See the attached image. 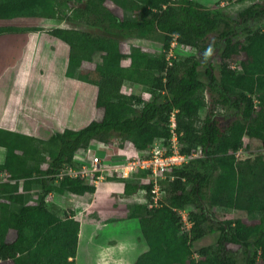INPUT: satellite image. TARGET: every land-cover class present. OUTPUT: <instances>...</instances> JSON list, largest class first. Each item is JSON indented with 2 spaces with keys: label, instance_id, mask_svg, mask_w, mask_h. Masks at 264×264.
<instances>
[{
  "label": "trees",
  "instance_id": "16d2710c",
  "mask_svg": "<svg viewBox=\"0 0 264 264\" xmlns=\"http://www.w3.org/2000/svg\"><path fill=\"white\" fill-rule=\"evenodd\" d=\"M106 1L0 0V20L45 17L67 31L61 36L69 46L65 75L95 85L102 112L77 128H53L46 137L0 127V146L7 149L0 173L27 177L24 191L18 180L0 183V264H76L81 222L47 196L84 195L98 187L81 177L55 175L66 165L80 167L76 154L93 145L119 142L120 152L129 142L149 154L157 138L170 135L173 111L182 150L201 154L168 174L158 205L151 206L146 171L130 178L106 173L108 182L122 183L125 194L144 189L148 195L128 206L127 216L139 219L149 246L133 264H264V152L236 156L246 136L264 144V1L247 6L238 19L199 0H111L123 8L120 17ZM15 29L1 26L0 33ZM154 36L161 42L158 52L136 43L129 51L121 48L124 41ZM174 38L175 56L168 58ZM214 51L222 59L219 76L210 63ZM236 55H242L240 69L225 61ZM85 61L95 67L85 68ZM128 82L145 86L152 98L123 91ZM210 105L213 114L201 124L200 112ZM217 113L225 114V122ZM34 173L37 178H28ZM31 185L42 190L33 204L24 193ZM211 206L245 210L257 219H219ZM179 209L189 213L188 230L182 229ZM216 231L214 244L195 247ZM228 243L240 246L242 262Z\"/></svg>",
  "mask_w": 264,
  "mask_h": 264
},
{
  "label": "rangeland",
  "instance_id": "374dc122",
  "mask_svg": "<svg viewBox=\"0 0 264 264\" xmlns=\"http://www.w3.org/2000/svg\"><path fill=\"white\" fill-rule=\"evenodd\" d=\"M204 4H208V6L212 8H219L222 9L224 12L228 13L229 16L233 17L234 19H238V13L244 10L247 6L255 3V2H263L264 0H200ZM106 4L120 17L125 15L124 10L121 6L117 5L111 0H107ZM12 22L9 20H1L0 27L5 26L9 27ZM17 26L15 29L16 31H20L21 28H26V21L20 20L16 22ZM45 32V48L43 59L44 65L47 67L46 72L47 76L45 77V91L41 97H39V105L36 104L35 95L33 93L25 92L22 94H16L13 99H9V102L6 104H0V108H2V116L0 114V124L6 126L12 130H23L37 137H46V134L52 131L53 128H57L58 130H63L64 128H77L94 118H100L102 116V112L96 108L95 101H96V94H97V87L95 85L73 79L64 75V69L66 66L67 58H68V51L65 53L64 49L68 46V44L64 41H61L64 35H67V31L64 30L61 26H49L44 27ZM9 30V29H8ZM156 34V33H155ZM60 48L57 47L59 46ZM132 43H136L141 45L143 48L148 49L149 51L158 52L161 49V42L156 39V37H150L145 39L135 38L130 41H124L121 44V48L124 51H129L130 46ZM57 50V51H56ZM56 53L52 55V52ZM179 51H182L179 49ZM194 51L198 55H201V51L195 49L190 50ZM211 59L210 63L213 65V74L219 76V65L222 62L218 52L214 51L210 54ZM61 57L66 58L61 59ZM242 59V55H236L231 58H227L225 61L231 67L233 66L235 69H240V61ZM60 60V61H59ZM129 59L123 60V64H128ZM83 66L87 69H93L95 67V62L85 61ZM232 68V67H231ZM233 69V68H232ZM41 71H44L42 69ZM3 73V64H0V74ZM5 74V73H3ZM17 78L15 79V77ZM29 73L28 72H15V70H11L7 73L6 76V85H9L11 81H13V85L17 87V91L21 88H26V82L28 81ZM49 83V84H48ZM127 84L132 85V87H124L125 91H133L134 93L140 94L145 99H151V93L148 89L137 83H130ZM71 86V88H69ZM42 91V89H41ZM44 91V92H45ZM60 91V92H59ZM59 92V93H58ZM63 92V93H62ZM209 92H207V98L211 101V96H209ZM58 95V96H57ZM61 95V96H60ZM55 96V97H54ZM59 99H58V98ZM63 97V98H62ZM57 98V99H56ZM61 99V100H60ZM12 100V101H11ZM2 101L0 95V102ZM57 107V108H56ZM59 112L56 114L54 111ZM47 110V112H46ZM53 111V112H49ZM5 114V116L3 115ZM213 114V109L210 106L203 108L200 112V123L202 124L205 122L208 117ZM217 117L221 118L225 122V114H216ZM48 117L54 120V122H50L47 124V121H44L42 118ZM82 118V119H81ZM87 119V120H86ZM82 122V123H81ZM118 141V139H116ZM125 148L129 149L130 153L132 152L130 149L133 150L132 143H126ZM100 150V149H99ZM116 154L112 156V150L110 149L109 154L103 157V161L106 165L111 163L110 158L114 160L120 157V155L124 152L122 150L115 149ZM126 150V149H125ZM261 151L264 152V144L255 138H250L248 136L244 137V145L236 152L237 157H245L250 156L252 153ZM86 153V152H85ZM127 153V152H126ZM129 153V152H128ZM94 151L88 150L87 156H85V161L89 160L92 157ZM125 155V152L123 153ZM122 155V156H123ZM113 162V161H112ZM108 171L103 172V180L99 186V190H103L107 188L105 185H109L108 181L106 180ZM37 174V173H36ZM99 176V175H98ZM117 183V182H116ZM119 187H121L120 182L118 183ZM123 186V185H122ZM118 185L115 187H111L110 190L113 192L114 199H112L110 193H104L100 195L97 194V197H105L107 196L106 200L104 199H97L96 203H93L92 206H89L86 200V195L83 196H76V204L78 209L83 212V214L79 215V218L83 219L84 215V222L87 225H91L93 222L92 219L95 218H102L105 220L106 218H113L118 217L120 215H125V212L128 210V206L131 205L133 202H145L148 195L144 189H140L133 194H125L121 191ZM108 189V188H107ZM110 196V198H109ZM74 200V201H75ZM67 210L71 209L72 201L69 200H61L60 201ZM211 210L216 214L217 218L219 219H228V218H242L245 221L251 222L256 221L257 217L251 216L245 210L240 209H231V208H224L218 206H211ZM98 214L101 215L98 216ZM86 215V216H85ZM107 221V220H106ZM115 226V225H114ZM125 226V225H122ZM126 227V226H125ZM114 233L112 228H108L106 234ZM119 234H136V230L134 228L123 229ZM219 231L209 234L201 239H199L195 243V247H199L201 245L206 244H214L217 240ZM127 238V236L125 237ZM229 249L232 251L237 252L239 261H243V251L241 250L239 245L236 244H229Z\"/></svg>",
  "mask_w": 264,
  "mask_h": 264
},
{
  "label": "crops",
  "instance_id": "0c3cea01",
  "mask_svg": "<svg viewBox=\"0 0 264 264\" xmlns=\"http://www.w3.org/2000/svg\"><path fill=\"white\" fill-rule=\"evenodd\" d=\"M200 1V0H199ZM218 1V0H217ZM201 2V1H200ZM203 3V2H201ZM204 4V3H203ZM206 5V4H205ZM208 5V4H207ZM9 20L11 26L16 27L17 23L20 20L26 21V28H21L20 31L13 32H5L0 33V64H3V73L0 74V95L2 101L0 104H6L9 102V99H13L16 94H24L25 92L33 93L35 95V101L38 106L39 105V97L46 93L45 91V77L47 76L46 69L47 67L44 65L43 58L44 48H45V32L44 27L56 26L57 24L49 18L45 17H20ZM1 21V20H0ZM63 41V40H62ZM65 42V41H64ZM67 43V42H66ZM60 48V43H58ZM68 44V43H67ZM64 52L66 53L69 49V46L65 47ZM56 50V51H57ZM55 52L51 54L54 55ZM68 53V52H67ZM68 59V58H67ZM67 66V62H66ZM64 69V75L65 70ZM44 69V71H41ZM11 70H15V72H28L29 77L26 82V88H21L17 91V87L13 85L14 80L11 81L9 85H6V76L7 73ZM41 85H38L40 81ZM84 82V81H83ZM132 87L130 84H125L124 87ZM39 87V88H38ZM42 89V91H41ZM45 91V92H44ZM127 93H134L129 89V91H125ZM97 95V94H96ZM12 101V100H11ZM57 108V107H56ZM54 111L56 114L59 112ZM47 112V110H46ZM53 112V111H49ZM2 108H0V114L2 116ZM5 116V114H3ZM0 127L7 128L6 126L0 124ZM9 129V128H7ZM18 132L33 135L23 130H17ZM35 136V135H34ZM7 149L4 146H0V163H3L6 159ZM46 167V164L41 166L42 169ZM38 175L34 173V175L28 177L30 179L37 178ZM25 178H20L19 180L16 178H11L7 172L0 173V183L1 182H15L19 181L21 187L20 190L24 191L23 184ZM110 183L107 188L103 190L98 189L94 193H86V200L89 206H92L93 203H96L97 199L106 200L107 196L97 197V194L100 195L104 193H110L112 199L113 192L110 190L111 187H115L119 182H108ZM122 184V183H120ZM121 191L123 192V186L120 185ZM25 200L27 203H37L39 202L42 196V190L39 185H31L25 192ZM77 194H73L72 192L66 191L64 194H57L55 192H50L47 196V199L55 201L57 204H61V200H69L72 201L71 209L74 211L75 218L81 222L80 234H79V242H78V251L76 256V264H133L137 257L142 253L149 249V246L144 239V236L141 231L139 219L136 217H128L127 212L125 215H120L118 217L106 218L103 220L102 218L92 219L91 225H87L83 219L79 218L80 214H83L78 209L76 202ZM83 196V195H80ZM75 198V199H74ZM110 198V196H109ZM75 200V201H74ZM116 201V198L114 199ZM66 208V207H65ZM70 209V210H71ZM81 216V215H80ZM86 216V215H85ZM98 216L101 217L100 214ZM107 220V221H106ZM115 225V226H114ZM125 225V226H122ZM112 228L114 233L106 234L108 228ZM134 228L136 230V234H119L123 229ZM127 236V238H125ZM9 237H14V232L11 230L9 232ZM197 255V254H195Z\"/></svg>",
  "mask_w": 264,
  "mask_h": 264
},
{
  "label": "built area",
  "instance_id": "2783aa9c",
  "mask_svg": "<svg viewBox=\"0 0 264 264\" xmlns=\"http://www.w3.org/2000/svg\"><path fill=\"white\" fill-rule=\"evenodd\" d=\"M176 46L177 40L174 38L168 53V58L175 56L174 48ZM185 49L190 50L191 46L187 45L185 46ZM231 67L235 69L233 66ZM257 101L258 100H256V102ZM175 112L176 111H173L171 113L168 122L170 135L166 138H157L154 141L149 154H140L134 145L133 150L130 149L132 151L131 153L129 149L124 147L121 150L125 152V155H123V152L120 157L115 160L110 158L111 163L106 165L103 161L102 155H108L110 149L113 153L112 156L115 155V149H120L119 142L110 145H93L85 151L86 153L84 151H79L76 154L75 160L78 162L80 161V167L66 165L64 166L65 168L61 169V171L55 176L59 179H62L65 176L81 177L83 179L90 180L97 187H99L104 178L103 172L105 171H110L112 173L115 172L122 178H130L136 175L139 171H146L148 175L143 178V181L145 183L152 184L151 193L153 196V202L151 203V206L158 205L162 192V182L168 178V174L175 168H182L193 158L201 154L200 151L187 154L182 150ZM88 150L94 151V154L89 158V160L85 161L84 159L88 154ZM238 152L239 151H237V153ZM178 211L184 221V225L182 227L183 231L190 229L193 223L189 219L188 211L184 209H179Z\"/></svg>",
  "mask_w": 264,
  "mask_h": 264
},
{
  "label": "bare ground",
  "instance_id": "6f19581e",
  "mask_svg": "<svg viewBox=\"0 0 264 264\" xmlns=\"http://www.w3.org/2000/svg\"><path fill=\"white\" fill-rule=\"evenodd\" d=\"M61 41H62V40H61ZM61 59H64V61L66 60V58H64V57H63V58L61 57ZM59 61H60V60H59ZM38 81H40V80L38 79ZM42 82H43V81H42ZM42 82L40 81L38 85H41L40 83H42ZM43 83H44V82H43ZM48 84H49V83H48ZM41 86H43V85H41ZM44 87H45V86H44ZM38 88H39V87H38ZM69 88H71V86H70ZM59 92H60V91H59ZM59 92H58V93H59ZM62 93H63V92H62ZM57 96H58V95H57ZM60 96H61V95H60ZM54 97H55V96H54ZM57 98H58V97H57ZM57 98H56V99H57ZM62 98H63V97H62ZM58 99H59V98H58ZM60 100H61V99H60ZM81 119H82V118H81ZM86 120H87V119H86ZM81 123H82V122H81Z\"/></svg>",
  "mask_w": 264,
  "mask_h": 264
}]
</instances>
